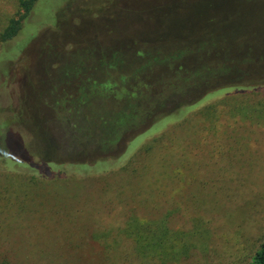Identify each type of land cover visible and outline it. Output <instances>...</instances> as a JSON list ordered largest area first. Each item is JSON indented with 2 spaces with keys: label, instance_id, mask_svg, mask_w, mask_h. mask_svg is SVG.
Returning a JSON list of instances; mask_svg holds the SVG:
<instances>
[{
  "label": "rangeland",
  "instance_id": "rangeland-1",
  "mask_svg": "<svg viewBox=\"0 0 264 264\" xmlns=\"http://www.w3.org/2000/svg\"><path fill=\"white\" fill-rule=\"evenodd\" d=\"M20 14L0 0V35ZM37 15L0 53V262L251 264L264 94L241 89L264 70L236 50L214 62L204 37L264 38V0H40Z\"/></svg>",
  "mask_w": 264,
  "mask_h": 264
},
{
  "label": "trees",
  "instance_id": "trees-1",
  "mask_svg": "<svg viewBox=\"0 0 264 264\" xmlns=\"http://www.w3.org/2000/svg\"><path fill=\"white\" fill-rule=\"evenodd\" d=\"M40 0H19V5L21 8V14L18 18H13L10 20L9 24L7 25L6 29L1 33L0 35V53L5 50H10L15 45L24 38L25 33V27L28 24H32L35 21H37V6L39 5ZM29 20L32 22L29 23ZM45 26V25H44ZM43 27V26H42ZM41 27V28H42ZM235 38H230L232 41L231 43L226 39H222L221 41L217 38H212L209 36V33L204 38H210V44H208V50L216 52L218 47H223L224 53L223 58L224 59H216L214 62H226L230 63L228 60V56L230 55L229 51L233 54V51H237L235 55V64L241 65V67H246L249 65H252L258 69V71L261 73L262 70H264V38L260 35H257L256 37H249V36H242L237 35ZM22 38V39H21ZM236 48V49H235ZM232 56V55H230ZM228 57V58H227ZM225 69V68H224ZM227 70V69H225ZM244 71V70H243ZM218 73H222V70L215 69L213 70L212 76H216ZM264 73V72H263ZM264 75H259V82L256 84H251L244 86L243 90L244 92H261L264 94ZM248 93V92H246ZM73 168L76 169L77 166L73 165H67V168ZM75 167V168H74ZM81 168V165L79 166ZM77 174L74 176L76 177ZM138 228V227H137ZM129 228H126L125 233H135L133 231L138 232V229L129 230ZM131 231V232H130ZM146 250V249H145ZM148 250V249H147ZM0 264H10L8 261L0 262ZM251 264H264V241L260 245V248L256 252L252 263Z\"/></svg>",
  "mask_w": 264,
  "mask_h": 264
}]
</instances>
